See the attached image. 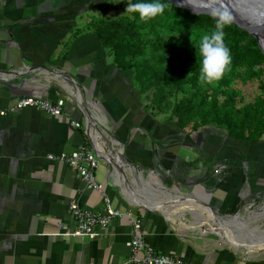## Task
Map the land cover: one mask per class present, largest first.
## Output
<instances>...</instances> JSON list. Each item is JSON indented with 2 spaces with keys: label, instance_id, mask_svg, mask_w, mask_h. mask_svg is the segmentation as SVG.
Returning <instances> with one entry per match:
<instances>
[{
  "label": "crops",
  "instance_id": "obj_1",
  "mask_svg": "<svg viewBox=\"0 0 264 264\" xmlns=\"http://www.w3.org/2000/svg\"><path fill=\"white\" fill-rule=\"evenodd\" d=\"M61 1L0 0V70L45 67L38 69V84L17 90L0 85V264L125 262L130 222L124 217L110 221L94 239L57 235L58 224L74 226L69 202L95 213L103 209L99 193L85 190L67 166L46 158L80 145L97 158L94 178L110 206L131 210L140 221L147 249L187 264H264V258L237 257L240 248L262 250L263 243L227 235L229 226L239 231L243 218L235 213L250 204L248 195H264V167L218 164L225 155L218 158L213 148L180 143L190 140L187 132L145 122L130 74L114 67L89 31L75 32L84 23L76 21L79 16L64 18ZM4 78L11 84L21 79L0 74ZM25 97L62 100L61 115L15 110ZM240 173L242 180L236 178ZM215 228L223 230L222 237ZM216 240L229 248H214Z\"/></svg>",
  "mask_w": 264,
  "mask_h": 264
},
{
  "label": "trees",
  "instance_id": "obj_2",
  "mask_svg": "<svg viewBox=\"0 0 264 264\" xmlns=\"http://www.w3.org/2000/svg\"><path fill=\"white\" fill-rule=\"evenodd\" d=\"M138 2L151 0H121L119 3ZM161 2L166 5L163 15L144 21L138 13L131 12L132 20L100 22L89 32L114 67L130 74L139 94L142 90L145 92L144 85L146 89L172 85L180 91L189 89L188 95L176 98L170 109L175 127L182 130L191 125L190 131L200 132L202 126H211L232 141H264V98L256 97L251 104L242 106L230 88L235 78H250L258 83L257 94L264 95V56L255 40L235 25H227L224 28L225 45L230 49L232 63L219 81L203 83L199 43L204 34L214 30V18L191 15L165 0ZM104 3L96 6L104 7ZM141 29L151 32L153 39L150 42L138 40ZM158 29L166 31L169 39H161ZM191 34L194 39H190ZM176 36L182 38L179 40ZM161 98L158 90L150 103L154 106ZM142 112L145 122H154L144 107ZM144 126L143 131H147ZM179 129L177 131L182 133Z\"/></svg>",
  "mask_w": 264,
  "mask_h": 264
},
{
  "label": "rangeland",
  "instance_id": "obj_3",
  "mask_svg": "<svg viewBox=\"0 0 264 264\" xmlns=\"http://www.w3.org/2000/svg\"><path fill=\"white\" fill-rule=\"evenodd\" d=\"M121 0H94L93 4L89 6L88 8H85L79 17H77L76 21L83 22L84 24L82 25L83 28L80 30H75V32H83V31H92L94 30V26L99 24L100 22L104 21H111V20H119L125 19L127 20H132L134 17L132 16L131 12H127V6L128 5H120ZM101 2L104 3V7L100 6H94V4H98ZM74 17L73 19H75ZM158 34L159 37L163 40H168L169 39V34L166 31L158 29ZM190 39H194V36L191 34L189 35ZM179 40L182 38V36H176ZM153 39V36L151 32H146V30L141 29L139 31V41L141 42H150ZM240 76V75H238ZM130 82L131 86L137 91V102L141 106V109L144 107L147 110L148 115L156 122L157 125L161 129H170V126L172 127V131H175L178 133L177 127L174 126V119L173 117H170V109L176 100L181 95H188L189 89L188 88H183L180 91L176 89L175 86H162L161 88L158 87H153L146 89V85H144V90H142V93L139 94V91L137 90L133 84V81L130 77ZM129 82V83H130ZM257 81L250 79V78H235L231 85L230 88L235 91L236 97L235 100H238L239 105H247L251 104L254 98L259 97V98H264V95H258L257 94ZM141 88V86H140ZM160 90V93L162 95V98L160 100H157L156 103L153 104L150 103V99L153 97V94ZM191 125L184 126L181 132H189ZM203 127V128H202ZM202 132L205 134H211L213 133L212 131L215 130L211 126H202ZM210 131V132H209ZM215 132H217L215 130ZM112 133V132H111ZM253 145V144H252ZM251 145H249L250 147ZM254 147V146H253ZM251 194L248 195L250 197ZM246 197V196H245ZM244 197V198H245ZM248 200V203L239 211L240 217L243 219H238L239 222L237 223V227H239V231H232L234 229H228L227 235L232 234V235H240L241 238L245 239V243H249L250 240H261L263 238L264 240V195L257 196L255 197L252 195ZM260 201V202H258ZM261 203H263L261 205ZM250 206V207H249ZM249 207V209H248ZM248 209V211H247ZM245 210V211H243ZM229 225H232L229 223ZM224 230V231H225ZM254 233V234H252ZM216 236L219 237L216 233H214ZM255 235V236H252ZM255 237V238H254ZM261 238V239H260ZM223 240V239H222ZM259 242V241H258ZM212 246L214 248L218 247H223V248H229L227 245L223 244L221 241L216 240L215 242H211ZM210 244V243H208ZM211 245V244H210ZM264 246V242H263ZM216 248V249H217ZM246 248V249H245ZM244 249L240 248L237 254V257L240 258V260H251V259H261L264 258V249L259 250L258 248H252L250 249L248 246H246Z\"/></svg>",
  "mask_w": 264,
  "mask_h": 264
},
{
  "label": "built area",
  "instance_id": "obj_4",
  "mask_svg": "<svg viewBox=\"0 0 264 264\" xmlns=\"http://www.w3.org/2000/svg\"><path fill=\"white\" fill-rule=\"evenodd\" d=\"M62 106V100H56L54 104H51L45 100L25 97L16 101L13 108L15 110L32 108L49 116H59ZM0 115H3V112H0ZM70 125L73 128L78 127V123L73 121L70 122ZM46 158L49 161H57L67 166L75 179L84 184L85 190L99 193L103 201V209L100 213L92 212L74 202H69L66 210L74 226L72 229H66L58 224L57 228L61 232H58L57 235L94 239L98 237L99 231L109 225L110 221L124 217L130 222V239L126 244L128 257L123 264H187L181 258L161 255L147 249L143 241L140 221L132 211L120 212L110 206L102 185L97 183L94 178L97 158L93 151L80 145L69 152L48 155Z\"/></svg>",
  "mask_w": 264,
  "mask_h": 264
},
{
  "label": "clouds",
  "instance_id": "obj_5",
  "mask_svg": "<svg viewBox=\"0 0 264 264\" xmlns=\"http://www.w3.org/2000/svg\"><path fill=\"white\" fill-rule=\"evenodd\" d=\"M185 3L190 5L196 14H207L215 20L214 30L204 34L199 43L203 57L201 82L212 84L223 77L232 63L230 49L225 45L224 28L233 18L220 0H185ZM165 8L166 5L161 0H151L129 4L126 11L138 13L141 20L147 21L163 15Z\"/></svg>",
  "mask_w": 264,
  "mask_h": 264
},
{
  "label": "flooded vegetation",
  "instance_id": "obj_6",
  "mask_svg": "<svg viewBox=\"0 0 264 264\" xmlns=\"http://www.w3.org/2000/svg\"><path fill=\"white\" fill-rule=\"evenodd\" d=\"M93 2L94 0H62L61 8L65 12L64 18L67 17L68 15L75 17L79 16L81 12L85 8L91 6ZM96 5L94 4V6ZM70 16L68 18H71ZM41 20L42 22H46L45 19H41ZM182 134L183 133H180L179 135ZM206 135H208L211 139L207 137V139L205 140L204 138ZM217 135H219L218 140L216 139V137H218ZM187 136H189L190 140L189 141L187 140L186 142L180 141L181 144H185L186 146L194 147V148L198 147L201 150L202 149L209 150L213 148L214 151L217 152L218 158H220V156L225 155L224 156L225 161H220L218 162V164H222L221 162L229 163L232 165H236V167L240 168L241 170H246L249 169L250 167L251 168L260 167L261 169L264 167V141H258V142H245V141L243 142L238 140L232 141L228 137H226V135L221 133H217L215 135L214 133L205 134L202 131L195 132L190 130L187 133ZM249 145L251 146L249 147ZM243 173L237 174L236 178H238V180H242L244 175ZM243 185L241 189H244ZM243 193L244 191L242 190L240 195H242ZM255 195L253 196L255 197Z\"/></svg>",
  "mask_w": 264,
  "mask_h": 264
},
{
  "label": "water",
  "instance_id": "obj_7",
  "mask_svg": "<svg viewBox=\"0 0 264 264\" xmlns=\"http://www.w3.org/2000/svg\"><path fill=\"white\" fill-rule=\"evenodd\" d=\"M165 1L171 3L176 8L188 11L191 15H198L193 11L191 6H185L176 3L173 0ZM220 3L230 12L233 18L231 24L235 25L237 28L245 31L248 35H250L255 40L258 50L264 56V0H220ZM200 15L210 16L207 14ZM38 69L44 70L45 67L30 66L22 73H19V71L7 72L5 70H0V74L21 78L19 83L17 84H11L7 81V79L4 78L1 79L0 85L7 88L8 90H17L21 86L38 84L39 82H41L42 75L38 72ZM238 213L239 212H236L235 216H237ZM214 221L219 226L218 219L214 218Z\"/></svg>",
  "mask_w": 264,
  "mask_h": 264
},
{
  "label": "bare ground",
  "instance_id": "obj_8",
  "mask_svg": "<svg viewBox=\"0 0 264 264\" xmlns=\"http://www.w3.org/2000/svg\"><path fill=\"white\" fill-rule=\"evenodd\" d=\"M173 1H175L176 3H179V4H182V5H185V6H190V5H188V4H186L185 3V1H183V0H173ZM97 119V118H96ZM101 119V118H100ZM100 136H99V134L97 133V132H95L94 134H92V138H93V140H95L96 142H97V140H98V138H99ZM99 142H97V145H99L98 144ZM116 143V142H115ZM99 148H100V145L98 146ZM115 161L118 163V165H121L122 163L118 160V159H115ZM210 219H212L211 221L215 224V221H214V219H213V217L211 218V216L209 217ZM231 220V219H230ZM221 222V221H220ZM232 222V221H231ZM213 224V225H214ZM232 224V223H231ZM227 225V224H226ZM218 227V226H217ZM234 228V227H233ZM229 229H230V226H229ZM223 231V230H222ZM219 228H215V229H213V232L214 233H216L217 235H219V237L221 236H223V232H222ZM252 234H254V233H252ZM252 236H255V235H252ZM241 238V237H240ZM255 238V237H254ZM237 239V238H236ZM236 239H235V241H236ZM243 239V238H242ZM261 239V238H260ZM229 240H230V237H229ZM253 242H257V244H258V246H260L264 241H263V238L261 239V240H252ZM258 241H260V242H258ZM232 242V241H231ZM237 243V242H236ZM235 246V245H234ZM236 247V246H235ZM260 248H262V247H260ZM235 249V248H234Z\"/></svg>",
  "mask_w": 264,
  "mask_h": 264
}]
</instances>
